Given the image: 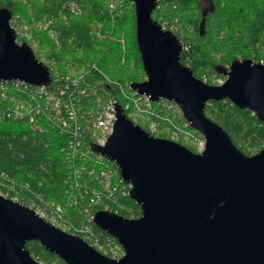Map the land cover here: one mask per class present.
Instances as JSON below:
<instances>
[{"label":"water","instance_id":"obj_1","mask_svg":"<svg viewBox=\"0 0 264 264\" xmlns=\"http://www.w3.org/2000/svg\"><path fill=\"white\" fill-rule=\"evenodd\" d=\"M135 13V42L145 79L129 84L152 103L178 105L205 139L200 153L154 137L115 104L112 133L95 153L112 161L119 182L141 215L127 219L97 210L92 223L122 247L118 259L103 256L82 238L62 231L32 209L0 195V264H42L26 243L37 241L66 264H264V146L242 153L227 133L204 114L211 101L227 100L250 110L264 124V63L234 59L214 66L221 85L195 78L180 62V40L152 17L156 0H128ZM0 9V81L48 85V68L27 43H18Z\"/></svg>","mask_w":264,"mask_h":264},{"label":"trees","instance_id":"obj_2","mask_svg":"<svg viewBox=\"0 0 264 264\" xmlns=\"http://www.w3.org/2000/svg\"><path fill=\"white\" fill-rule=\"evenodd\" d=\"M207 2L209 6L205 8L198 0H160L158 8L152 12L155 21L158 16L178 19L180 32L177 37L185 47L180 62L190 68L193 76L197 79L202 74L211 77L216 73L214 66H228L234 59L255 62L264 59L263 0ZM71 3L81 14L71 12ZM2 8L11 13L10 19L16 17L27 23L50 21L49 29L56 32L58 45L50 40L45 30L34 28L32 32L39 50L55 61V71H50L53 80L76 75L89 63H94L112 82L130 84L145 79L135 42L134 8L128 0H0ZM121 36L123 45L118 40ZM35 56L38 58L36 53ZM86 76L98 89L108 91L118 105L125 106L115 85L105 83L94 71H88ZM59 87L62 84L55 80L49 89L58 93ZM89 104H94L93 99H86L85 107ZM159 104L152 103V107L159 110ZM204 114L227 133L242 153L253 155L264 146V124L250 110L222 100L205 104ZM136 124L148 131L145 121ZM163 126L161 123L160 127ZM44 128L39 133L23 121L0 122V192L12 195L17 191L22 199L40 195L43 200L63 206L68 200L77 199L75 204H70L67 217L79 222L84 215V202L78 201L77 189L70 187L69 163L59 151L65 145V137L45 124ZM157 137L168 139V134L162 129ZM179 143L196 153L188 143ZM113 171V182L119 184L116 166ZM81 176L85 178L86 174ZM108 204L109 210L127 219L141 215L139 206L128 195ZM104 205L90 207L88 213L103 210ZM89 224L96 233H101ZM26 248L42 264H66L37 241L27 242Z\"/></svg>","mask_w":264,"mask_h":264},{"label":"built area","instance_id":"obj_3","mask_svg":"<svg viewBox=\"0 0 264 264\" xmlns=\"http://www.w3.org/2000/svg\"><path fill=\"white\" fill-rule=\"evenodd\" d=\"M156 1V8H158L160 0ZM70 6L71 12L79 11L74 3ZM110 8H113L112 5ZM152 17L155 18L154 15ZM156 22L163 30L171 31L176 36L179 35L180 28L177 19L168 21L159 16ZM46 24H50V21ZM10 26L14 30L16 41L17 39H30L29 29L26 26H23V29L13 28L11 24ZM54 35L56 36V33ZM54 38L55 44L58 45L57 37ZM32 43L36 46L35 42ZM119 43L124 44L123 36L120 37ZM30 48L34 55L38 54L32 46ZM37 59L48 68L49 72H54L52 62L44 61L41 56ZM86 69L76 75L57 77L55 80L62 84L58 93L49 89L55 81L52 78L50 84L39 86L22 80L0 81V122L23 121L39 133L45 130V124L49 129L65 137V145L59 151L69 163L70 187L77 189L78 201L84 202L82 219L79 222L71 221L68 217L67 219L63 205L52 201L45 202L40 195L22 199L17 195V191H13L12 185L10 186L13 191L12 195L1 192L0 194L32 209L51 225L79 236L103 256L118 259L123 255L122 247L107 233L103 231L96 233L91 228L89 223L92 214L88 213V208L105 203L103 210H109L108 203H114L119 197L128 195L131 184H115L113 182L115 164L101 154L95 153L91 148L92 144L103 146L112 133L115 121L114 105L117 103L108 91L98 89L93 82L90 83L86 79L87 72L94 71L105 83L115 85L125 100L123 110L125 114L126 110L128 111L126 114L128 119L135 124L142 120L145 121L148 133L152 136L157 137L163 129L168 134L169 140L177 143L186 142L195 149L196 153L204 150L205 139L184 119L180 108L174 102L160 100L158 103L161 108L155 110L147 96L130 89L129 84L112 82L94 63H89ZM199 80L209 85H221L225 77L217 73L211 77L202 74ZM89 98L93 99L94 104L85 107L86 99ZM161 123L164 124L163 127H160ZM83 173L86 174L85 178L81 176ZM76 202L77 199L68 200L69 204Z\"/></svg>","mask_w":264,"mask_h":264},{"label":"rangeland","instance_id":"obj_4","mask_svg":"<svg viewBox=\"0 0 264 264\" xmlns=\"http://www.w3.org/2000/svg\"><path fill=\"white\" fill-rule=\"evenodd\" d=\"M199 1V3L202 5V7H205V8H207L209 5H208V2H207V0H198ZM79 9V8H78ZM79 14H81V10H79V11H76V12H74V15H79ZM159 17V16H158ZM163 19H165V18H163ZM174 19H177V18H171V19H165V20H168V21H172V20H174ZM177 22H178V19H177ZM47 22H32V23H27V22H22V21H18L17 20V18L16 17H14V18H12V21L10 22V24L13 26V28L15 27V28H20V29H23V26H26L28 29H29V33H30V37L33 39V41L32 42H35L36 44V46H33V43L31 42V39H27L25 42H27L30 46H32L33 47V49L34 50H37L38 52V54H37V56L38 57H43V59H44V61H47V62H52L53 63V68H54V71H55V66H54V59H52V58H48V56L46 55V52L45 51H43V50H39V48H38V45H37V42L35 41V39H34V37H33V32H32V30L35 28V29H38V30H45L46 32H47V35H48V37L50 38V40L51 41H53L54 43H55V38L54 37H57V35L55 36L54 34L56 33L54 30H52V29H49V24H46ZM47 26H46V25ZM20 25H22V26H20ZM43 27H45V28H43ZM53 33V34H52ZM120 39V37L118 38V40ZM18 41H20L19 39H17ZM23 40V39H22ZM24 41V40H23ZM22 41V42H23ZM22 42H18V43H22ZM261 61H263L264 62V59H261ZM143 121V120H142ZM146 123V122H145ZM146 126H147V123H146ZM148 130V129H147ZM148 132V131H147ZM150 134V133H149ZM159 135V134H158ZM1 195V194H0ZM17 195L20 197V195L17 193ZM4 197V196H3ZM21 198V197H20ZM43 201H47V200H43ZM58 204V203H57ZM69 206H70V204L69 203H65L64 204V209H65V217L67 218V216H68V208H69ZM82 218V217H81ZM68 219V218H67ZM90 222V221H89ZM90 223H92V220H91V222ZM93 224V223H92ZM62 231H66V230H62ZM101 231V230H100Z\"/></svg>","mask_w":264,"mask_h":264},{"label":"bare ground","instance_id":"obj_5","mask_svg":"<svg viewBox=\"0 0 264 264\" xmlns=\"http://www.w3.org/2000/svg\"><path fill=\"white\" fill-rule=\"evenodd\" d=\"M156 8V7H155ZM155 10V9H154ZM153 10V11H154ZM9 24H10V20H9ZM30 39H31V42L33 41V39L30 37ZM179 39V38H178ZM19 40H22V39H19ZM23 40H27V39H23ZM17 42H19L18 40H17ZM24 43H26V42H24ZM180 44H181V52H182V50L184 49L183 48V45H182V42H180ZM180 55H181V53H180ZM37 59V58H36ZM38 60V59H37ZM60 77H62V76H60ZM137 125V124H136ZM23 205V204H22ZM25 206V205H24ZM116 241V240H115ZM117 242V241H116ZM88 244V243H87ZM119 244V243H118ZM31 255V254H30Z\"/></svg>","mask_w":264,"mask_h":264}]
</instances>
